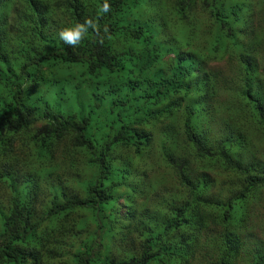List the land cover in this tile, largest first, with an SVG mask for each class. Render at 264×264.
Masks as SVG:
<instances>
[{
  "label": "trees",
  "instance_id": "16d2710c",
  "mask_svg": "<svg viewBox=\"0 0 264 264\" xmlns=\"http://www.w3.org/2000/svg\"><path fill=\"white\" fill-rule=\"evenodd\" d=\"M0 264H264V0H0Z\"/></svg>",
  "mask_w": 264,
  "mask_h": 264
},
{
  "label": "snow or ice",
  "instance_id": "6c2138e0",
  "mask_svg": "<svg viewBox=\"0 0 264 264\" xmlns=\"http://www.w3.org/2000/svg\"><path fill=\"white\" fill-rule=\"evenodd\" d=\"M72 37L70 36L69 39H71Z\"/></svg>",
  "mask_w": 264,
  "mask_h": 264
},
{
  "label": "clouds",
  "instance_id": "9594fccd",
  "mask_svg": "<svg viewBox=\"0 0 264 264\" xmlns=\"http://www.w3.org/2000/svg\"><path fill=\"white\" fill-rule=\"evenodd\" d=\"M71 35H69V37H70Z\"/></svg>",
  "mask_w": 264,
  "mask_h": 264
}]
</instances>
